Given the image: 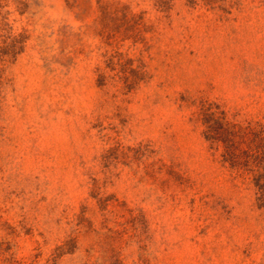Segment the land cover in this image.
Listing matches in <instances>:
<instances>
[{
  "label": "rangeland",
  "instance_id": "rangeland-1",
  "mask_svg": "<svg viewBox=\"0 0 264 264\" xmlns=\"http://www.w3.org/2000/svg\"><path fill=\"white\" fill-rule=\"evenodd\" d=\"M24 1L23 14L5 7L30 38L4 70L0 260L264 264L252 185L196 118L203 100L264 121V0L229 14L176 1L168 16L152 0ZM122 5L144 11L138 43L114 16ZM108 42L143 61L134 89L97 85Z\"/></svg>",
  "mask_w": 264,
  "mask_h": 264
},
{
  "label": "trees",
  "instance_id": "trees-1",
  "mask_svg": "<svg viewBox=\"0 0 264 264\" xmlns=\"http://www.w3.org/2000/svg\"><path fill=\"white\" fill-rule=\"evenodd\" d=\"M16 10L23 14L27 3L24 0H13ZM176 1H184L190 7L201 5L209 10H218L222 14H229L237 8L241 0H152L153 7L163 16H168ZM9 0H0V100L5 84L4 70L7 64L13 63L24 52L30 34L27 29L15 31L8 20L9 10L5 7ZM102 13H111L100 4ZM144 11L136 14L127 5L115 9L114 16L121 18L125 25L126 36L135 43L144 38ZM119 26V25H117ZM111 38L114 36L111 34ZM110 49L104 53V66L96 67L97 85L105 86L109 82L122 81L123 88L134 89L146 76L144 63L140 58H130L119 51L118 46L111 43ZM118 78V80L116 79ZM196 118L203 126V137L210 147L221 149V159L228 168L240 176L248 178L254 190V205L264 212V121H237L216 103L200 101L196 111ZM99 201V208L104 210L105 203ZM73 247V248H72ZM67 252H73L72 246ZM0 264H18L12 255L4 257Z\"/></svg>",
  "mask_w": 264,
  "mask_h": 264
}]
</instances>
